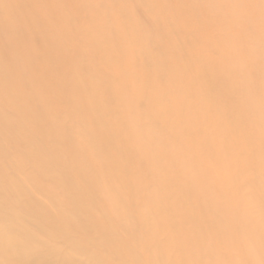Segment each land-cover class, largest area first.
Listing matches in <instances>:
<instances>
[{
    "label": "rangeland",
    "instance_id": "374dc122",
    "mask_svg": "<svg viewBox=\"0 0 264 264\" xmlns=\"http://www.w3.org/2000/svg\"><path fill=\"white\" fill-rule=\"evenodd\" d=\"M0 264H264V0H0Z\"/></svg>",
    "mask_w": 264,
    "mask_h": 264
}]
</instances>
